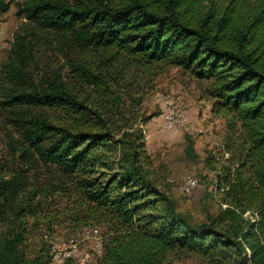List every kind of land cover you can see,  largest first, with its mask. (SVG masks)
Masks as SVG:
<instances>
[{
    "label": "trees",
    "instance_id": "trees-1",
    "mask_svg": "<svg viewBox=\"0 0 264 264\" xmlns=\"http://www.w3.org/2000/svg\"><path fill=\"white\" fill-rule=\"evenodd\" d=\"M8 8L0 0V21ZM19 11L82 59L70 62L73 83L58 75L36 82L25 35L16 34L9 50L4 72L20 87L6 102L15 108L20 153L56 173L53 181L34 175L32 184L24 169L0 177V220L16 223L0 237V264H44L22 247L33 225L51 220L44 200L55 192L67 201L55 217L101 229L94 264L189 256L264 264V0H24ZM167 68L209 83L211 113L225 127L219 156L226 157L205 158L217 171L218 209L198 224L151 177L143 126L154 114L128 108ZM125 85L140 94L119 89ZM36 109L60 113L67 124Z\"/></svg>",
    "mask_w": 264,
    "mask_h": 264
},
{
    "label": "rangeland",
    "instance_id": "rangeland-1",
    "mask_svg": "<svg viewBox=\"0 0 264 264\" xmlns=\"http://www.w3.org/2000/svg\"><path fill=\"white\" fill-rule=\"evenodd\" d=\"M5 1L9 3V8L2 13L0 21V177H8L14 171L24 169L31 184L34 182V175L41 181H53L56 173L53 168L42 164L32 166L20 153L22 138L15 122V108L6 102L11 88L20 87V84L10 80L5 74L4 64L18 33L25 35L31 47L28 70L36 82L44 75H58L64 83H73L70 62L80 57L82 59V54L70 48L68 42L40 31L29 23L19 11L24 0ZM208 85L207 81H198L180 69L167 68L155 78L153 89L143 95L140 102L133 101L128 106L132 110L130 113L154 114L153 121L148 126V122L143 126L146 150L152 161L151 177L157 187L173 201L175 210L192 224L201 223L208 215L215 214L219 205V197L214 190L217 171L212 165L206 164V155L211 153L220 161L226 157L225 154L219 156L225 127L223 120L211 113L212 98ZM130 87L125 85L119 89H123L126 94L129 92L131 97L140 94L136 93L135 85ZM166 97L172 99L176 109L185 113L189 129H182L177 133L162 130L163 99ZM38 111L57 123L67 124L60 113L34 110ZM187 175L198 180V186L189 195L183 194L179 189ZM66 203L60 192H55L44 200V213L52 217L50 221H43L40 227H31L29 238L22 247L28 260L41 256L44 264H94L98 253L94 247L96 238L88 235L92 228L73 227L66 219L55 217L57 212L66 209ZM31 222L29 219V223ZM15 227L13 220H0V237L10 234ZM100 231L98 229L99 235ZM166 264L205 262L198 257L189 256L171 257Z\"/></svg>",
    "mask_w": 264,
    "mask_h": 264
},
{
    "label": "built area",
    "instance_id": "built-area-1",
    "mask_svg": "<svg viewBox=\"0 0 264 264\" xmlns=\"http://www.w3.org/2000/svg\"><path fill=\"white\" fill-rule=\"evenodd\" d=\"M164 110L162 113L161 128L163 131L177 133L182 129H189L188 119L185 113L176 109L174 102L171 98L166 97L163 99ZM198 186V180L194 176L187 175L183 178L179 186L180 191L189 195ZM89 236L96 238L94 247L99 254L102 250V242L97 228H92L88 231ZM74 243V241H72Z\"/></svg>",
    "mask_w": 264,
    "mask_h": 264
},
{
    "label": "crops",
    "instance_id": "crops-1",
    "mask_svg": "<svg viewBox=\"0 0 264 264\" xmlns=\"http://www.w3.org/2000/svg\"><path fill=\"white\" fill-rule=\"evenodd\" d=\"M153 119H154V117L148 121V123L146 124V126H148V124H149L151 121H153Z\"/></svg>",
    "mask_w": 264,
    "mask_h": 264
}]
</instances>
